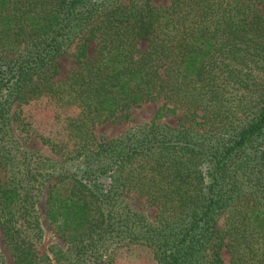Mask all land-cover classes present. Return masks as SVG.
I'll return each mask as SVG.
<instances>
[{
  "label": "trees",
  "instance_id": "obj_1",
  "mask_svg": "<svg viewBox=\"0 0 264 264\" xmlns=\"http://www.w3.org/2000/svg\"><path fill=\"white\" fill-rule=\"evenodd\" d=\"M155 1L0 0V225L15 264H41L46 177L48 218L79 252L134 193L159 210L158 264H225L223 249L264 264V0ZM37 100L78 113L67 140H45L70 168L10 145L14 107ZM147 102L183 120L96 138Z\"/></svg>",
  "mask_w": 264,
  "mask_h": 264
},
{
  "label": "rangeland",
  "instance_id": "obj_2",
  "mask_svg": "<svg viewBox=\"0 0 264 264\" xmlns=\"http://www.w3.org/2000/svg\"><path fill=\"white\" fill-rule=\"evenodd\" d=\"M172 0H156L155 5L169 6ZM264 14V5L260 7ZM94 44L91 46L93 54ZM72 51L59 60L60 78H64L72 68L76 67ZM162 103L147 102L130 109L129 117H121L116 121L96 125L94 134L97 139L106 141L118 139L127 135L132 129L157 122L162 127H176L179 120H183V110L175 115L166 114L160 108ZM22 110V113H20ZM78 116L76 111L55 109L47 100L31 101L21 109L14 107L10 117L8 129L9 140L14 152L20 154L39 153L42 157L51 158L57 165V172L70 168L73 161L65 162L61 157L53 154L45 143L46 139L67 140V124ZM57 177V174L55 175ZM52 178V179H51ZM45 181L34 200H37L36 212L40 223V240L36 241V250L42 258L41 264H58L55 254L62 250L69 257V264H158L155 252L157 246L164 240L165 234L162 224L158 221L159 210L150 200L134 193L124 195L116 217H108L103 228L94 238L88 241V247L78 251L75 243L61 237L47 215V200L49 186L56 179L51 177ZM117 206L114 207V209ZM226 224L224 216L218 222L222 229ZM102 230V229H101ZM225 264H230V254L222 250ZM0 264H15L14 257L8 249L4 239V232L0 225Z\"/></svg>",
  "mask_w": 264,
  "mask_h": 264
}]
</instances>
